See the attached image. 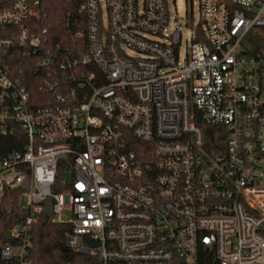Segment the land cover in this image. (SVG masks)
Instances as JSON below:
<instances>
[{"label":"built area","instance_id":"1","mask_svg":"<svg viewBox=\"0 0 264 264\" xmlns=\"http://www.w3.org/2000/svg\"><path fill=\"white\" fill-rule=\"evenodd\" d=\"M77 1L62 45L48 0H0V140L21 146L0 144V202L26 210L0 264H42L40 214L68 226L53 264H264V0H200L170 33L166 0Z\"/></svg>","mask_w":264,"mask_h":264},{"label":"trees","instance_id":"2","mask_svg":"<svg viewBox=\"0 0 264 264\" xmlns=\"http://www.w3.org/2000/svg\"><path fill=\"white\" fill-rule=\"evenodd\" d=\"M77 7L78 1L76 2V0H48L49 16L44 21V24L48 26L52 32V42H60L62 45H72V41H70L68 36H65L62 22H58L56 18H64L67 10H70L74 16ZM56 34L59 36H55ZM7 36H9L7 29L0 30V37ZM60 36L66 38H61ZM254 36L253 44L256 46V49H264V27L260 29V31H257ZM200 40L204 41L203 38ZM9 50L12 51L13 54H21L19 49L14 50L10 48ZM17 57L18 64L24 62L19 56ZM22 66L25 67V74L23 77L31 96L40 98V96H42L39 91L40 78L45 75L46 69L34 65V63H28V65L25 63L22 64ZM90 68L92 69L93 66ZM5 142L8 143V145L2 147L3 154L8 150L21 148L20 143L16 142L15 136L4 137L0 140V144ZM58 189V187H55V190ZM25 216L26 210L18 203V193L14 190L6 192L0 202V248L8 240V230L19 223ZM67 230V225L50 223L46 215H38L36 221L33 223L30 238L32 246L29 253L34 261L42 264H53L66 261L69 254L65 253L61 247L63 246V240Z\"/></svg>","mask_w":264,"mask_h":264},{"label":"rangeland","instance_id":"3","mask_svg":"<svg viewBox=\"0 0 264 264\" xmlns=\"http://www.w3.org/2000/svg\"><path fill=\"white\" fill-rule=\"evenodd\" d=\"M169 12V25L165 29L166 33H170L173 29L175 22L189 21V27L197 25L200 12H199V1L200 0H166ZM102 8H104V3L101 2ZM104 18V17H103ZM185 43L182 44L181 54H184ZM131 55H137L134 51L128 50ZM70 179V174L66 175V180ZM20 202L23 206L27 203V197L22 195L20 197ZM64 217L69 218L70 212L65 210L63 213Z\"/></svg>","mask_w":264,"mask_h":264},{"label":"water","instance_id":"4","mask_svg":"<svg viewBox=\"0 0 264 264\" xmlns=\"http://www.w3.org/2000/svg\"><path fill=\"white\" fill-rule=\"evenodd\" d=\"M51 208H52V200L51 199H47L45 201V214L49 215L51 214ZM61 249L63 251H68V248L66 246H62Z\"/></svg>","mask_w":264,"mask_h":264}]
</instances>
